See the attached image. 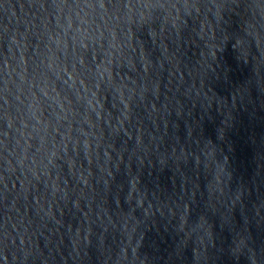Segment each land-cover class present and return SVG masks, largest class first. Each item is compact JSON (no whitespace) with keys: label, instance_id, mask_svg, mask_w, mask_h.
Wrapping results in <instances>:
<instances>
[{"label":"water","instance_id":"water-1","mask_svg":"<svg viewBox=\"0 0 264 264\" xmlns=\"http://www.w3.org/2000/svg\"><path fill=\"white\" fill-rule=\"evenodd\" d=\"M0 264H264V0H0Z\"/></svg>","mask_w":264,"mask_h":264}]
</instances>
